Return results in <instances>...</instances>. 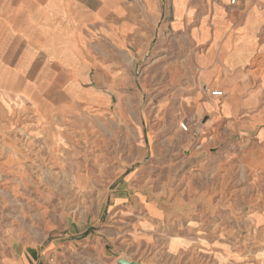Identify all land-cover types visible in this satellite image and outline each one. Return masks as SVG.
<instances>
[{"label":"rangeland","instance_id":"1","mask_svg":"<svg viewBox=\"0 0 264 264\" xmlns=\"http://www.w3.org/2000/svg\"><path fill=\"white\" fill-rule=\"evenodd\" d=\"M263 1L100 0L1 54L0 264H264V86L222 63Z\"/></svg>","mask_w":264,"mask_h":264},{"label":"crops","instance_id":"2","mask_svg":"<svg viewBox=\"0 0 264 264\" xmlns=\"http://www.w3.org/2000/svg\"><path fill=\"white\" fill-rule=\"evenodd\" d=\"M101 10L100 0H0V55L65 54V50L58 51L54 47L60 44L54 39L72 31L81 33L90 24L89 17L85 20L84 15L91 16ZM258 39L262 42L256 41ZM223 50L226 52L222 58L223 68L229 71L249 65L258 58L255 67L243 69L237 77L246 76L243 81L248 86L253 84L252 79L264 86V6L249 11L243 30L231 32ZM61 96L65 95L61 93ZM64 98L67 99L66 96ZM31 99L37 104L45 100L39 95ZM44 107V104L38 105L39 109ZM61 108L64 106L56 109ZM250 121L252 136L264 144V107Z\"/></svg>","mask_w":264,"mask_h":264},{"label":"built area","instance_id":"3","mask_svg":"<svg viewBox=\"0 0 264 264\" xmlns=\"http://www.w3.org/2000/svg\"><path fill=\"white\" fill-rule=\"evenodd\" d=\"M230 2H231V4H237L238 0H230ZM212 95L220 97V96L224 95V91L214 89V90H212ZM182 126L187 129V126L185 123H182Z\"/></svg>","mask_w":264,"mask_h":264}]
</instances>
